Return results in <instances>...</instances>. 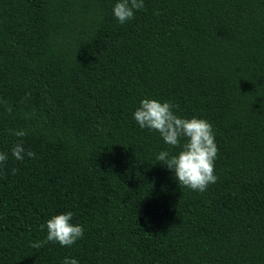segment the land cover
<instances>
[{
  "label": "trees",
  "instance_id": "obj_1",
  "mask_svg": "<svg viewBox=\"0 0 264 264\" xmlns=\"http://www.w3.org/2000/svg\"><path fill=\"white\" fill-rule=\"evenodd\" d=\"M117 2L0 0V264H264V0H144L124 24ZM145 98L211 123L206 191L157 160L181 149L134 120ZM69 211L82 239L32 247Z\"/></svg>",
  "mask_w": 264,
  "mask_h": 264
},
{
  "label": "clouds",
  "instance_id": "obj_2",
  "mask_svg": "<svg viewBox=\"0 0 264 264\" xmlns=\"http://www.w3.org/2000/svg\"><path fill=\"white\" fill-rule=\"evenodd\" d=\"M144 8V0H118L113 7L114 17L119 23L124 24L134 18L135 13ZM178 107L171 102H161L156 99L145 98L134 112V120L142 129L158 132L163 141L172 146L180 147V151L170 155L168 151H161L157 160L173 170L179 185L192 191L204 192L210 184L217 182L215 174V160L218 155V147L215 142L213 127L209 121L203 118H184L176 114L174 109ZM8 111H11L9 108ZM12 130H10L11 132ZM17 137H23L26 132L18 130L13 133ZM183 144L181 145V141ZM25 149L23 143L18 142L12 148V156L17 160H23ZM29 158H34L31 150L26 152ZM8 156L0 152V175H4L3 166ZM15 169L12 170L14 175ZM71 211L54 215L46 225L42 224V230L47 229L45 241L32 244L39 248L44 243H59L62 247H71L84 237L82 225L74 224ZM62 264H79L75 258L66 257Z\"/></svg>",
  "mask_w": 264,
  "mask_h": 264
}]
</instances>
